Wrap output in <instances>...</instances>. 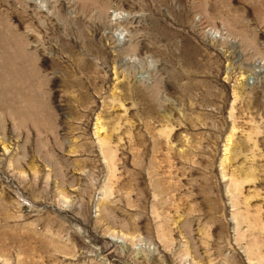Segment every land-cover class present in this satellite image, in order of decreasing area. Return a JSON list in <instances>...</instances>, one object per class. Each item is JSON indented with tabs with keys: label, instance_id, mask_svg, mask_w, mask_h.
Segmentation results:
<instances>
[{
	"label": "rangeland",
	"instance_id": "obj_1",
	"mask_svg": "<svg viewBox=\"0 0 264 264\" xmlns=\"http://www.w3.org/2000/svg\"><path fill=\"white\" fill-rule=\"evenodd\" d=\"M0 264H264V0H0Z\"/></svg>",
	"mask_w": 264,
	"mask_h": 264
}]
</instances>
